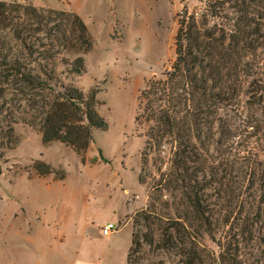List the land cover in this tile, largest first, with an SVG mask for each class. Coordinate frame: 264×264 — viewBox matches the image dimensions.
Here are the masks:
<instances>
[{"label":"trees","instance_id":"1","mask_svg":"<svg viewBox=\"0 0 264 264\" xmlns=\"http://www.w3.org/2000/svg\"><path fill=\"white\" fill-rule=\"evenodd\" d=\"M93 45L75 13L0 0V85L15 86L24 121L45 144L60 141L78 155L108 124L95 91L54 82L82 76ZM175 54L142 94L146 148L167 144L172 155L134 228L145 226V243L183 264H264V158L249 146L251 137L264 141V0H210L183 16ZM15 142L14 126L0 127V175ZM39 165V174L52 173ZM205 237L216 249H200ZM141 246L135 231L127 264Z\"/></svg>","mask_w":264,"mask_h":264},{"label":"rangeland","instance_id":"2","mask_svg":"<svg viewBox=\"0 0 264 264\" xmlns=\"http://www.w3.org/2000/svg\"><path fill=\"white\" fill-rule=\"evenodd\" d=\"M1 1L84 20L94 39L86 71L54 84L85 95L95 91L108 127L93 129L94 141L82 155L60 141L45 144L24 121L15 86L0 85L10 88L0 98V127L11 124L16 134L0 175V264H127L135 231L142 246L132 264H183L175 251L146 244L145 226L134 228L172 155L167 144L159 152L146 148L142 94L171 67L183 16L201 14L210 0ZM31 33L44 36L37 27ZM249 146L264 158L262 138L251 137ZM40 163L52 173L39 174ZM111 223L118 231L106 237L102 230ZM201 241L200 249H216L208 238Z\"/></svg>","mask_w":264,"mask_h":264},{"label":"built area","instance_id":"3","mask_svg":"<svg viewBox=\"0 0 264 264\" xmlns=\"http://www.w3.org/2000/svg\"><path fill=\"white\" fill-rule=\"evenodd\" d=\"M118 231V224H108L106 225L103 230L102 233L104 236H111L113 233Z\"/></svg>","mask_w":264,"mask_h":264},{"label":"crops","instance_id":"4","mask_svg":"<svg viewBox=\"0 0 264 264\" xmlns=\"http://www.w3.org/2000/svg\"><path fill=\"white\" fill-rule=\"evenodd\" d=\"M107 237V236H106ZM110 237V236H109Z\"/></svg>","mask_w":264,"mask_h":264}]
</instances>
